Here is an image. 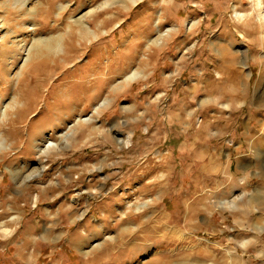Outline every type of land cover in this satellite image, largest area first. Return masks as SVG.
I'll return each instance as SVG.
<instances>
[{
  "label": "rangeland",
  "instance_id": "rangeland-1",
  "mask_svg": "<svg viewBox=\"0 0 264 264\" xmlns=\"http://www.w3.org/2000/svg\"><path fill=\"white\" fill-rule=\"evenodd\" d=\"M259 5L0 0V264H264Z\"/></svg>",
  "mask_w": 264,
  "mask_h": 264
},
{
  "label": "bare ground",
  "instance_id": "bare-ground-1",
  "mask_svg": "<svg viewBox=\"0 0 264 264\" xmlns=\"http://www.w3.org/2000/svg\"><path fill=\"white\" fill-rule=\"evenodd\" d=\"M19 1V0H18ZM129 1H132L133 3H136L137 2V0H129ZM258 3L260 4V5H262L264 2H263V0H258ZM105 5V4H104ZM259 5V6H260ZM263 8H264V5H263ZM91 11V10H90ZM261 12V11H260ZM262 12H263V19H264V9L262 10ZM83 15V14H82ZM242 15V14H241ZM86 17V14L84 15V16H82L81 18H79L78 20H76V24H75V27H77L76 29V31H77V34L81 37V38H83V39H87L88 37H89V35L90 34H93V31L92 30H90V26L88 27V26H86L85 25V22L83 21V19ZM241 17V16H240ZM88 23V22H87ZM71 30H72V27H71ZM70 30V31H71ZM104 37V36H103ZM53 39L54 38H48V39H46L45 41L43 40V41H40V39H38L41 43H43V44H45L47 47H51L52 45H56L55 47L57 48V50L59 49V50H62V51H64L65 52V45H66V38H65V35H61V36H58V38H56V41H53ZM26 61V60H25ZM138 74V72L136 73V71L135 72H133V74H130L128 77H127V79H134V77L136 76ZM16 97V96H15ZM14 97V98H15ZM17 100V99H16ZM18 101V100H17ZM16 102V101H15ZM14 103V102H13ZM13 103L11 102V104H12V106H13ZM18 103V102H17ZM10 106V105H9ZM8 106V107H9ZM7 108V107H6ZM13 108V107H12ZM8 110H6V109H4L3 110V118L4 117H6L7 116V114H9L8 112H7ZM20 111V114L19 115H23L22 113H21V110H19ZM25 113V112H24ZM1 115H2V113H1ZM8 117V116H7ZM3 118L1 117L0 118V122H1V120H3ZM3 123H4V121H3ZM3 139H5V138H3ZM3 139L0 141L1 143L3 142ZM7 140V139H6ZM51 145V144H50Z\"/></svg>",
  "mask_w": 264,
  "mask_h": 264
},
{
  "label": "crops",
  "instance_id": "crops-1",
  "mask_svg": "<svg viewBox=\"0 0 264 264\" xmlns=\"http://www.w3.org/2000/svg\"><path fill=\"white\" fill-rule=\"evenodd\" d=\"M264 145V144H263ZM263 147V146H262ZM244 155H248L247 153H245ZM245 162H247L248 164H245V165H250L249 162L252 164L253 162H258L259 159L253 155H248L247 157H245ZM239 164H242L241 162L237 161ZM252 182V181H251ZM255 186L256 188H258L259 190H264V183L262 182V179L261 181H255Z\"/></svg>",
  "mask_w": 264,
  "mask_h": 264
}]
</instances>
